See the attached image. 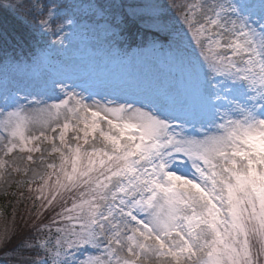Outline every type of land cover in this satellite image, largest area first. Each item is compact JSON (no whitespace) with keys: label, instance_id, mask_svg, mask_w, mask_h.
<instances>
[{"label":"snow or ice","instance_id":"6c2138e0","mask_svg":"<svg viewBox=\"0 0 264 264\" xmlns=\"http://www.w3.org/2000/svg\"><path fill=\"white\" fill-rule=\"evenodd\" d=\"M11 7L36 21L47 74L10 81L4 64L0 179L23 177L4 195L25 211L0 228V264H264V0L129 5L174 69L142 96L63 75L82 3Z\"/></svg>","mask_w":264,"mask_h":264},{"label":"rangeland","instance_id":"374dc122","mask_svg":"<svg viewBox=\"0 0 264 264\" xmlns=\"http://www.w3.org/2000/svg\"><path fill=\"white\" fill-rule=\"evenodd\" d=\"M99 1L101 3L110 2L109 0ZM77 2L84 5V12L80 25L72 29L66 38L67 48L60 54L59 62L69 66V70L63 73L64 76L71 78L75 83H82L90 87L93 91L121 96H142L171 82L174 69L168 63L165 49L153 48L149 45L137 47L123 44V40L114 36L109 27L110 24L120 21L119 15L111 14L102 5L106 9L103 17L92 16L88 11V5L99 6L101 4H98L96 0H77ZM144 2L145 0H128V6ZM155 2L168 5L165 0H155ZM119 3L109 4V7L114 10L121 8L122 5ZM111 39L120 43L112 42V45ZM6 45L11 46L9 41L6 42ZM130 48L132 49L130 50ZM5 56L7 59L0 63V83L3 80L5 62L9 63L7 73L10 81L39 82L47 74V69L43 65L29 63L23 59H9L8 53ZM48 71H52V69H48ZM38 98L44 99L47 103L57 102L55 97L51 100L47 96ZM31 99L32 97H29V100ZM95 99H101V96H96ZM108 99H115V97L108 96ZM22 178L21 175L13 174L0 179V195L9 192L11 188L17 191L24 190L18 189L14 183ZM25 194L27 195L26 190ZM23 212L24 209L20 206H13L9 214L0 216V228H3L5 224L11 226L13 217L17 213Z\"/></svg>","mask_w":264,"mask_h":264},{"label":"trees","instance_id":"16d2710c","mask_svg":"<svg viewBox=\"0 0 264 264\" xmlns=\"http://www.w3.org/2000/svg\"><path fill=\"white\" fill-rule=\"evenodd\" d=\"M96 1L106 7L111 14L120 16V27L124 28L123 34L126 36V39L123 40L124 43H143L144 40L140 39V37L147 38L151 35V33H148L144 29L141 22L131 21V18L125 19L128 0H109V3H101L99 0ZM165 1L168 4L172 2V0ZM118 2L122 5L121 8L114 10L109 7V4L114 5ZM14 3L15 0H0V63L7 59V56H5L7 53L10 55L8 56L9 59H23L31 63L33 62L34 54L38 53L39 49L43 46V41L36 30V21L31 17L26 18L22 13L13 10L11 5ZM7 41H9L10 47L6 45ZM16 191L11 188L8 193H14ZM17 205L25 211V204L21 201V198L12 195H0V216L9 214L12 207H17Z\"/></svg>","mask_w":264,"mask_h":264}]
</instances>
